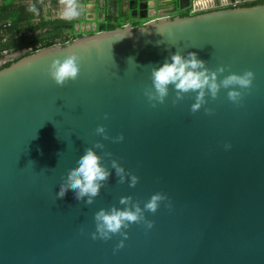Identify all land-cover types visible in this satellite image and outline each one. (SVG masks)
I'll use <instances>...</instances> for the list:
<instances>
[{
    "label": "water",
    "instance_id": "95a60500",
    "mask_svg": "<svg viewBox=\"0 0 264 264\" xmlns=\"http://www.w3.org/2000/svg\"><path fill=\"white\" fill-rule=\"evenodd\" d=\"M149 1L128 0L131 18L154 17ZM249 1L192 0L190 16L112 31L97 18L91 35L0 70V264H264V2L238 7ZM174 52H195L218 86L247 70L252 83L237 103L205 89L195 112L196 92L171 84L158 102L151 73ZM72 53L80 73L57 86L48 66ZM89 148L107 172L98 194L57 197ZM136 207L137 222L92 238L97 211Z\"/></svg>",
    "mask_w": 264,
    "mask_h": 264
},
{
    "label": "clouds",
    "instance_id": "9594fccd",
    "mask_svg": "<svg viewBox=\"0 0 264 264\" xmlns=\"http://www.w3.org/2000/svg\"><path fill=\"white\" fill-rule=\"evenodd\" d=\"M63 10L59 16L63 20H72L81 15L82 6L76 3V0H62ZM28 11L35 12L34 6H29ZM81 63L80 57L75 54L66 55L63 59H53L48 66L47 75L57 86H63L70 80H75L80 73ZM217 71H222L218 69ZM253 72L250 70L243 73H230L220 85L224 88H229L227 98L229 101L237 103L241 97V92L237 89H248L252 83ZM152 86L155 90V99L158 102H163L167 94V86L173 85L180 93L189 91L196 92V102L191 105V111L195 112L200 108L204 90L215 98L218 91L216 82V73L210 72L204 67V62L197 59L195 52H189L186 57L181 56L178 52H174L168 60L155 68L151 73ZM230 86H235L231 88ZM152 97H150L151 99ZM96 132L102 134L103 126H97ZM123 137H118L121 140ZM229 145L226 146V148ZM113 167L117 173L122 169L113 162ZM107 178V172L99 162V157L91 149H86L79 157L78 164L68 171L67 183H62L57 191V197H63L66 191L71 188L74 192V198L80 200L87 197L85 203H91L101 187V181ZM135 177L131 178V184H135ZM164 197L159 193H154L144 204V210L154 213L158 204ZM124 198L121 203H124ZM140 208L134 209H109L105 211L100 209L94 214L96 221V232L92 234V238L109 239L111 235L120 233L122 227L126 228L129 224L135 223L140 219ZM152 223L148 222L146 228H151ZM125 239L127 236L122 234ZM124 240L117 243L116 248L123 247Z\"/></svg>",
    "mask_w": 264,
    "mask_h": 264
},
{
    "label": "trees",
    "instance_id": "16d2710c",
    "mask_svg": "<svg viewBox=\"0 0 264 264\" xmlns=\"http://www.w3.org/2000/svg\"><path fill=\"white\" fill-rule=\"evenodd\" d=\"M4 1H14V0H3ZM22 1H31L32 3L35 0H17ZM61 0H41L42 3L50 2L52 5H57ZM264 0H255L249 1L242 4H239L238 7L248 8L256 5H261ZM29 6L26 5H3L0 8V33L3 25L9 24L4 27L3 33L6 34V41L2 42V35L0 34V43L1 45L0 52L7 51L8 54H13L19 50H25L26 52L22 55L15 57L11 60H8L3 65L0 66V70L9 67L11 64L20 60L23 57L31 55L36 51L49 48L54 45L60 44L64 46L66 43L73 41L74 39L81 38L84 35H91L92 32L81 33L75 31V20H63L49 18L47 20H42L41 22L34 24L33 14L28 11ZM190 16L187 13L181 14L179 17ZM110 18V17H109ZM106 19L105 27L107 31H112L116 28H120L125 25V22H115ZM6 21V22H3ZM7 21L9 23H7ZM144 24V21L142 22ZM139 24L141 26L143 24ZM3 34V35H4ZM2 54V52H1Z\"/></svg>",
    "mask_w": 264,
    "mask_h": 264
},
{
    "label": "crops",
    "instance_id": "0c3cea01",
    "mask_svg": "<svg viewBox=\"0 0 264 264\" xmlns=\"http://www.w3.org/2000/svg\"><path fill=\"white\" fill-rule=\"evenodd\" d=\"M191 1L190 0V4H188V7H184V8H179V0H152L149 1V14L154 15V17L152 18H148L145 20H142V22L146 21V20H150V19H154V18H158V17H171L174 13H172L174 10L179 11H186V12H190L192 13V8H191ZM185 1H182V5L184 6ZM76 3L80 4L82 6V11H81V15L77 18H75V26L74 29L75 31L81 32V33H87V32H91L95 26H96V19L97 18H101L106 22V19H110V21H115V22H121L124 21L126 24V20L125 16L126 13L128 14V11H125L126 7H127V0H76ZM10 5L13 4L15 6L21 4V5H28V6H34L36 11L35 12H31L33 14V22L34 24H37L39 22H41L42 20H47L49 18H57V19H61L59 16V13L63 10V3L62 0L60 1V3H58L57 5H52L50 4V2H45L42 3L41 0H35V4L34 2L32 3L31 1H24L22 3L14 0V1H4L0 0V8L3 5ZM30 12V11H29ZM180 16V15H179ZM129 20L128 21H132L135 23H141V20L136 17V18H131V16L129 15ZM137 19V20H135ZM6 22V21H3ZM7 23H9L7 21ZM9 24H5L3 25V28L1 29V41L5 42L7 37L6 34L3 33V29L4 27L8 26ZM4 34V35H3ZM0 43V49L1 45L4 43ZM22 51L19 50L13 54H8L7 51H1L0 52V66L3 65L5 62H7L8 60H11L15 57H18L20 55H18V53ZM22 55V54H21Z\"/></svg>",
    "mask_w": 264,
    "mask_h": 264
},
{
    "label": "flooded vegetation",
    "instance_id": "af4514ba",
    "mask_svg": "<svg viewBox=\"0 0 264 264\" xmlns=\"http://www.w3.org/2000/svg\"><path fill=\"white\" fill-rule=\"evenodd\" d=\"M135 8H136V6L133 5V6L131 7V10H129L128 0H127V7H126L125 11H128V14L126 13L125 19L130 18L129 15H130V13H131L133 10H135ZM172 13H174V14H173L170 18L177 17V16H179V15H181V14H183V13H187V14L191 15L190 12H186V11H179V12H178L177 10H174ZM135 20H137V19H135ZM146 21H148V20H146ZM146 21H145V22H146ZM145 22H144V23H145ZM126 23H127V22H126ZM141 23H142V22H141ZM139 24H140V23H139ZM139 24L136 23L135 25L138 26Z\"/></svg>",
    "mask_w": 264,
    "mask_h": 264
},
{
    "label": "built area",
    "instance_id": "2783aa9c",
    "mask_svg": "<svg viewBox=\"0 0 264 264\" xmlns=\"http://www.w3.org/2000/svg\"><path fill=\"white\" fill-rule=\"evenodd\" d=\"M236 5V3H234L232 6H235Z\"/></svg>",
    "mask_w": 264,
    "mask_h": 264
},
{
    "label": "rangeland",
    "instance_id": "374dc122",
    "mask_svg": "<svg viewBox=\"0 0 264 264\" xmlns=\"http://www.w3.org/2000/svg\"><path fill=\"white\" fill-rule=\"evenodd\" d=\"M130 15H131V13H130ZM122 22V21H121ZM141 22H142V20H141ZM141 24V23H140ZM143 24V23H142Z\"/></svg>",
    "mask_w": 264,
    "mask_h": 264
}]
</instances>
